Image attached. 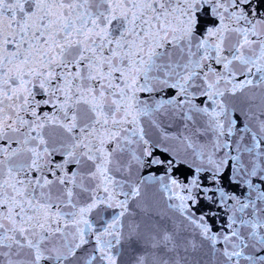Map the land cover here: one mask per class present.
Returning a JSON list of instances; mask_svg holds the SVG:
<instances>
[{
  "label": "snow or ice",
  "instance_id": "snow-or-ice-1",
  "mask_svg": "<svg viewBox=\"0 0 264 264\" xmlns=\"http://www.w3.org/2000/svg\"><path fill=\"white\" fill-rule=\"evenodd\" d=\"M0 264H264V0H0Z\"/></svg>",
  "mask_w": 264,
  "mask_h": 264
}]
</instances>
